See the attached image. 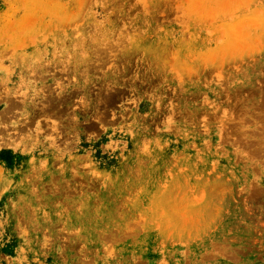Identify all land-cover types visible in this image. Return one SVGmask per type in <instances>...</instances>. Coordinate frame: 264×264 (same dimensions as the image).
Here are the masks:
<instances>
[{
  "label": "rangeland",
  "instance_id": "rangeland-1",
  "mask_svg": "<svg viewBox=\"0 0 264 264\" xmlns=\"http://www.w3.org/2000/svg\"><path fill=\"white\" fill-rule=\"evenodd\" d=\"M2 152L0 264H264V0H0Z\"/></svg>",
  "mask_w": 264,
  "mask_h": 264
},
{
  "label": "trees",
  "instance_id": "trees-1",
  "mask_svg": "<svg viewBox=\"0 0 264 264\" xmlns=\"http://www.w3.org/2000/svg\"><path fill=\"white\" fill-rule=\"evenodd\" d=\"M7 155H9L8 153H6V152H2V153H0V157L1 158H3L4 156H7ZM10 158V157H9Z\"/></svg>",
  "mask_w": 264,
  "mask_h": 264
}]
</instances>
